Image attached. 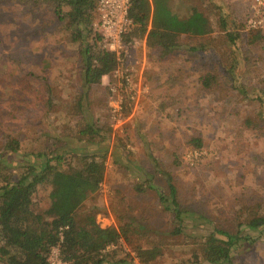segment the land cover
Instances as JSON below:
<instances>
[{
	"label": "rangeland",
	"instance_id": "1",
	"mask_svg": "<svg viewBox=\"0 0 264 264\" xmlns=\"http://www.w3.org/2000/svg\"><path fill=\"white\" fill-rule=\"evenodd\" d=\"M250 2L169 0L181 49L154 59L143 39L125 44L114 66L118 73L110 71L85 90L79 44L68 40L50 2L0 0V156L4 140L19 142L16 153H2L0 178L16 176L22 154L56 153L64 173L79 168L84 154H99L97 187L55 172L36 186L32 213L39 220L68 212L77 225L89 216L101 228L122 225L125 236L101 251L109 264H140L137 247L157 248L148 264H210L200 259L198 242L212 229L241 236L230 248V264H264V224L246 223L264 215V106L253 99L264 79V36L251 45H229L219 24L221 18L227 30L243 35L254 29L246 23ZM194 44L203 49H185ZM233 59L246 97L228 79ZM206 73L215 77L207 88L200 83ZM122 74L130 83L122 84ZM84 122L97 129L92 142L76 135ZM151 156L171 175L186 212L178 234L170 233L175 224L156 193L134 189L145 173L166 192Z\"/></svg>",
	"mask_w": 264,
	"mask_h": 264
},
{
	"label": "trees",
	"instance_id": "2",
	"mask_svg": "<svg viewBox=\"0 0 264 264\" xmlns=\"http://www.w3.org/2000/svg\"><path fill=\"white\" fill-rule=\"evenodd\" d=\"M49 1L53 14L63 23L67 31L68 40L77 42L78 57L81 64L80 82L86 90L99 82L100 78L114 68L116 58L113 53L100 47L98 36L92 30L95 18L96 0H42ZM169 0H131L127 16L130 20L125 33L122 35L124 44L133 40L143 39L148 56L154 59H165L170 54H176L181 49L178 41L179 19L169 8ZM219 24L229 45L237 40H244L251 45L264 36L260 29H247L243 35L238 31L227 30L223 19ZM190 52L203 49L202 44L185 46ZM249 58V57H248ZM236 59L229 63L226 73L233 88L242 96L247 92L236 81ZM215 77L206 73L200 79L203 87L207 88L214 82ZM50 87H46L50 92ZM253 99L259 108L264 106V79L260 86L254 88ZM77 107H80L79 99ZM127 111V110H126ZM245 122L250 124V120ZM89 122H84L76 130L78 138L86 137L89 142L98 135L97 129ZM193 146H199L198 138H191ZM19 142L15 138L4 140L1 144L2 153L6 156L16 153ZM0 156V164L2 163ZM82 165L67 173L59 171L61 157L56 153L46 155L43 153L22 154L20 158V171L14 177L12 172L0 178V264H47L46 257L51 246L58 247V253L67 264H109L102 259L101 251L108 245H115L120 237L125 236L122 225L116 227H99L89 216L87 221L77 225L73 215L68 212H59L48 218L39 220L31 211L33 193L36 186L45 181L55 172L66 174L70 179H80L91 187H97L102 180L103 156L99 154H84ZM149 162L156 172L164 178L166 192L151 183L152 174L142 173L143 182L134 183V189L142 191L153 190L162 203V208L171 213L175 224L170 231L178 234L186 212L182 210L176 199V188L171 175L159 168L154 157ZM139 169V168H138ZM251 228L264 224V215L250 217L246 222ZM241 239L238 233H227L224 230L212 229L203 235L198 242L200 259L210 264H230V248ZM134 257L140 264L148 262L157 255L158 250L151 248H135ZM115 264H126L125 260L118 259Z\"/></svg>",
	"mask_w": 264,
	"mask_h": 264
},
{
	"label": "built area",
	"instance_id": "3",
	"mask_svg": "<svg viewBox=\"0 0 264 264\" xmlns=\"http://www.w3.org/2000/svg\"><path fill=\"white\" fill-rule=\"evenodd\" d=\"M130 1L131 0H96L95 3V18L91 25L92 30L98 36L100 47L113 53L117 62H120V58L126 48L122 41V35L130 24V20L127 16ZM249 14L246 22L247 26L264 30V0H251ZM131 44H137V40H133ZM111 71L118 73V65ZM120 78L122 84L130 83L129 77L126 74H122ZM116 104L118 107L120 102H116ZM46 261L47 264H67L60 258L58 247L55 245L50 247Z\"/></svg>",
	"mask_w": 264,
	"mask_h": 264
}]
</instances>
